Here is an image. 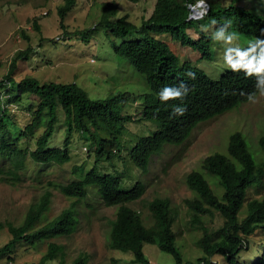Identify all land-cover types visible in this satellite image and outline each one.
<instances>
[{"label":"trees","instance_id":"1","mask_svg":"<svg viewBox=\"0 0 264 264\" xmlns=\"http://www.w3.org/2000/svg\"><path fill=\"white\" fill-rule=\"evenodd\" d=\"M240 1L204 0L207 11L202 14L203 6L197 7L198 0H155L152 11L147 17L142 15L139 24L131 22L124 14L119 16L117 2L105 1L96 25L78 32L82 41L89 42V36L97 28H103L111 38L115 55L125 58L143 75L147 91L143 93L137 119L150 121L157 128L123 143L120 137L127 123L134 119L113 105L130 99V94L91 98L76 82L40 81L32 75L17 79L13 75L17 63L27 61L36 49L28 45L16 51L6 73L0 76V180L18 181L28 157L38 164L69 162L72 142L76 138L88 142L84 147L91 162L87 167L86 162L73 166L74 172L84 170L78 178L66 183L48 180L50 187L72 199L57 215L44 219L52 197V191L46 188L39 199L29 204L19 223L8 220L0 224V228L7 227L11 236L0 245V256L6 255L7 260H13L10 254L18 243L38 241L47 243V249L31 264L53 260H57V264H67L65 245L55 239L67 237L76 230V204L86 198L91 186L106 206H116L109 220L107 245L110 249L130 253L131 264H152L143 252L144 243H152L171 254L172 264H264V193H261L264 187V130L252 145L247 127L238 126L242 120L239 117L235 130L230 129L232 131L225 136V150L205 155L200 169L185 175L186 185L195 193L193 198L185 199L191 210L190 223L202 232L196 244L203 255L195 261L185 260L177 244V234L173 231L177 213L170 198L156 196L151 199L147 208L153 221L145 223L140 210L131 206L143 195L144 182L138 179L129 187H123L121 174L125 172L119 171V166L126 167V163L131 162L145 172L153 155L161 153L166 145L182 144L199 122L237 110L249 101L248 94L254 97L260 94L258 90L264 88V71L259 74L225 71L219 79L211 80L190 60L181 61L177 52L159 39L160 35L167 34L182 46L189 45L209 56L210 35L200 24H210L213 20L217 27L221 22L230 21L242 32L261 33L264 39L261 15ZM75 3L76 0H63L56 7L60 27H65L64 20ZM194 21L197 25L191 28ZM33 27L40 30L36 18ZM22 34L29 38L25 32ZM63 36H68L66 30ZM188 72L195 73V78L189 77ZM181 83L188 88L182 100L163 102L159 99L164 87H177L183 93L178 88ZM23 96L26 97L24 109L30 118L19 130L9 105L24 104ZM176 106L186 108L183 116L173 114ZM60 113L64 135L61 144L56 145L52 137L59 128ZM122 149L127 156L121 153ZM106 161L116 167V173L101 171L100 163ZM206 175L214 179L209 182ZM214 184L216 190L212 187ZM253 189L258 196L249 195ZM215 213L221 221L217 227L208 226L201 218L208 215L213 221ZM257 233L261 235L259 239L255 238ZM88 258L86 252H80L70 264H87Z\"/></svg>","mask_w":264,"mask_h":264},{"label":"rangeland","instance_id":"2","mask_svg":"<svg viewBox=\"0 0 264 264\" xmlns=\"http://www.w3.org/2000/svg\"><path fill=\"white\" fill-rule=\"evenodd\" d=\"M111 0H76L75 5L68 12L64 22L65 27L58 25L56 7L63 0H0V76L6 73L10 60L17 50L25 49L28 45L35 50L31 57L20 60L14 71L15 78L24 75H32L40 81L54 80L62 82H76L91 98H105L117 93H128L131 98L120 100L113 105L118 106L123 113H129L132 119L127 123L120 141L143 136L157 128L150 121L137 119L142 107L143 93L147 91V85L143 75L125 59L115 55L111 45V38L103 28H97L90 36L89 42L79 38V31L93 27L102 14L103 2ZM119 4L118 15H126L127 19L139 24L141 16H148L153 9L155 0H114ZM214 1V0H213ZM228 1V0H227ZM244 6L255 10L264 18V0H244ZM36 18L40 30L33 27ZM209 22V21H208ZM211 24L201 23V28L213 29ZM197 23L194 21L191 28ZM67 31L66 37L63 31ZM22 32L28 35L24 37ZM128 35L127 37H129ZM232 36L231 41L227 37ZM168 42L171 49L177 52L181 61L190 60L197 68L201 69L209 77L216 79L227 68L224 53L227 50L239 48L248 44L251 38L245 33H233L222 39H218L213 47H210L212 56L202 57L199 50H194L189 45L182 46L175 38L167 34L159 36ZM40 45V46H39ZM4 99L6 97L4 96ZM23 103L9 105L11 115L18 129L24 127L29 121V115L24 109L26 97ZM243 112L239 123L238 112ZM59 128L52 137V142L61 144L64 135L62 114L59 115ZM236 124L247 127V134L256 143V137L264 130V96L260 94L255 102L241 105L237 110L227 111L219 116L199 122L193 128L189 137L179 145H166L161 153L153 155L148 169L140 171L134 164L126 163V167L119 166L122 186L129 187L135 180L141 179L145 189L140 199L131 203V206L140 210L145 223H152L147 203L156 196L169 197L171 205L176 210L177 217L173 224V231L177 234V244L180 246L185 260H193L203 252L196 244L201 235V230L191 226V210L185 204V199L193 198L195 193L186 185L185 175L191 170L200 169V164L205 155L214 151H224L226 146L225 136L230 129L235 130ZM14 128V127H12ZM20 130V129H19ZM86 142L83 138H76L72 142V158L69 162L57 164L33 163L28 157L26 166L20 170V179L15 183L0 180V224L5 221L19 223L33 201L39 199L46 188L52 191L51 205L45 213L44 219H50L57 215L63 208L69 206L72 199L67 198L58 189L50 187L48 180L55 183H66L73 178H78L84 173L74 172V165L87 163ZM124 156L126 151L122 149ZM127 156V155H126ZM102 172L116 173V167L110 161L101 162ZM207 180L214 179L206 175ZM213 184V183H212ZM216 190V185H212ZM86 198L80 200L77 210L78 224L76 230L67 237L56 238L62 242L66 249L67 264L80 252H86L89 256L87 264H131V254L110 249L107 245L109 237V220L114 216L116 206H106L98 196L94 187L88 188ZM256 190L250 191V196H258ZM261 193H264V187ZM202 220L208 226L217 227L220 218L217 214L212 220L208 215H202ZM261 235L257 233L256 239ZM7 227L0 228V245L10 238ZM54 241V238H51ZM51 239H46L51 240ZM47 243L38 241L31 243L20 242L10 254L13 260H7L6 255L0 256V264H31L37 262L46 252ZM143 252L152 264H172L171 254L160 250L152 243L143 244ZM219 259L221 257L219 256ZM46 264H57V260Z\"/></svg>","mask_w":264,"mask_h":264},{"label":"clouds","instance_id":"3","mask_svg":"<svg viewBox=\"0 0 264 264\" xmlns=\"http://www.w3.org/2000/svg\"><path fill=\"white\" fill-rule=\"evenodd\" d=\"M240 2L242 5L244 4V0H241ZM202 6H203V12H202L203 14L206 13L207 7L204 5V0H198L197 7H202ZM248 8L251 9L250 7ZM262 19L264 20V18ZM215 23L216 22L213 20L211 24V27H213V29H205L206 31L205 33H208V35H210V40H208L207 42V45L209 46V50H210L209 56H206L208 58L212 56V49L210 47L211 40L213 41V47H214V44L218 39H222L227 35L233 34L235 32L242 34V31L237 27H235L234 25H231L230 21L226 24L221 22L222 25H218V27L214 25ZM247 26H249V24H247ZM245 34L251 38V41L246 45H243L239 48L227 50L224 53V55H226L225 58L227 62V68L223 72L231 71L232 73H236V74L241 72H247L249 74H256V73L259 74L260 72L264 71V39L261 37V33H259L258 35H249L248 33ZM227 39L231 41L232 36L227 37ZM169 47L171 48L170 45ZM194 50H198V49H194ZM202 57H204L203 54ZM223 72L219 75V77L223 74ZM186 74L193 79L195 78V73L188 72ZM219 77L216 79H213L211 77L209 78L211 80H217L219 79ZM178 88L182 89L183 93L177 90V87H171V86L164 87L162 91H160L159 93V99L163 102L177 98L182 100L187 95L188 88L184 83H181L178 86ZM258 91L261 96H264V88H261ZM247 98L249 101L246 103L249 102L254 103L256 96L254 97V95L248 94ZM185 112H186V108L182 106H176L173 108V114L175 115L183 116ZM243 115L244 113L242 112V113H238L237 116L240 117Z\"/></svg>","mask_w":264,"mask_h":264}]
</instances>
